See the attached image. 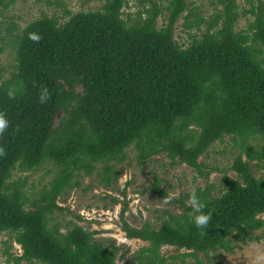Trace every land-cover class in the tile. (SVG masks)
Instances as JSON below:
<instances>
[{
	"label": "trees",
	"instance_id": "16d2710c",
	"mask_svg": "<svg viewBox=\"0 0 264 264\" xmlns=\"http://www.w3.org/2000/svg\"><path fill=\"white\" fill-rule=\"evenodd\" d=\"M160 1L134 21L122 18L125 0H104L101 10H64V22L42 16L19 31L6 27L15 71L0 82V112L9 120L0 135V235L13 234L20 245L19 256L5 251L14 264H115L114 245L78 225L62 233L50 221L62 210L58 195L79 186L75 178L101 163L108 186L115 176L109 163L123 162L131 146L140 159L164 153L198 172V158L228 135L240 153L230 166L235 178L223 176L217 196L196 189L211 212L204 230L192 224L184 203L156 229L124 226L128 237L148 242L144 264H165L163 246L190 251L179 257H192L191 264H210L214 249L231 252L232 242L245 244L263 227L264 179L251 174L249 162L264 168V142L257 141L264 140V1L245 0L248 8L239 13L235 0H219L221 8L207 20L184 17L187 28L205 24L187 46L174 39L187 0ZM163 12L166 22L157 27ZM247 15L246 29L235 31ZM42 87L49 91L43 104ZM45 163L56 167L54 177L29 201L24 181H11L12 172ZM152 190L165 196L157 184Z\"/></svg>",
	"mask_w": 264,
	"mask_h": 264
},
{
	"label": "rangeland",
	"instance_id": "374dc122",
	"mask_svg": "<svg viewBox=\"0 0 264 264\" xmlns=\"http://www.w3.org/2000/svg\"><path fill=\"white\" fill-rule=\"evenodd\" d=\"M153 1L155 0H125L122 18L134 21ZM218 1L187 0V9L175 23L174 39L183 46L189 45L192 36H199L205 24L202 23L198 30L194 25L187 28L185 26L187 20L184 17H188L189 21L198 18L207 20L221 8ZM4 3H8V6L4 8L0 5V82L15 71L14 47L5 31L8 25H14L19 31L42 16L58 17L60 22H64L66 20L64 10L70 13L101 10L104 0H4ZM160 3L166 4L164 0ZM235 3L239 13L243 8H248L245 0H235ZM247 18L252 20L251 15L238 19L235 31L246 29ZM165 22L166 13L163 12L157 18L156 25L161 27ZM261 56L264 61V54ZM257 141L264 142L260 137ZM239 154L238 147L228 135L222 142L217 141L211 145L198 158L199 173L185 163L172 162L164 153L152 155L145 160L140 159L134 146H131L126 150V159L123 162L109 163L114 165L111 169L115 176L108 186L102 181L101 163L95 165L90 176L81 173L75 178L79 186L65 190L56 198V203L62 210L53 212L50 225L57 223L62 233L66 228L78 225L93 233L92 238L95 241L104 245H114L117 249L115 264H144V253L141 249L147 247L148 242L128 237L124 226L140 229L148 223L152 228H158L169 214L181 213V204H188L185 195H189L192 189L209 188L211 195L217 196L222 187L223 176L235 178V172L230 170V166ZM242 159L246 160L244 156ZM262 165L256 161L249 162L250 172L255 178L264 179ZM55 170L56 167L51 163H45L34 172L14 170L11 181H24L25 197L32 201L41 190L49 187ZM156 184L165 196L161 197L152 190V186L155 187ZM251 235L255 239L245 244L232 242L231 252L214 249L208 256L209 263L264 264V224ZM6 250L13 254V257L21 254L20 245L14 242L13 234L7 232L0 235V264H14L13 257L5 254ZM186 252L190 251L163 246L159 255L164 257L165 264L193 263L192 257H179L181 253ZM200 256L205 260L203 255ZM172 257H176V260L174 261Z\"/></svg>",
	"mask_w": 264,
	"mask_h": 264
},
{
	"label": "clouds",
	"instance_id": "9594fccd",
	"mask_svg": "<svg viewBox=\"0 0 264 264\" xmlns=\"http://www.w3.org/2000/svg\"><path fill=\"white\" fill-rule=\"evenodd\" d=\"M31 39L38 40L39 36L32 34ZM7 95L11 98L14 96L12 91H9ZM49 97V91L47 87H42L38 91L37 100L39 103L43 104ZM9 127V120L3 112H0V135L4 134L5 131ZM0 154H3V150L0 149ZM188 204L190 205V210L188 212V216L192 224L201 230H204L210 220H211V212L204 211L205 204L201 201L200 196L197 194L195 189H192L188 196Z\"/></svg>",
	"mask_w": 264,
	"mask_h": 264
}]
</instances>
